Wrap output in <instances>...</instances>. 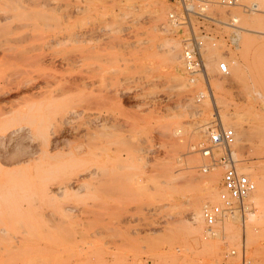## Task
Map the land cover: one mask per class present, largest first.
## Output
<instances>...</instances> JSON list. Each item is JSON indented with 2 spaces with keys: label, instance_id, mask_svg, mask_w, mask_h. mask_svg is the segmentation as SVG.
I'll return each mask as SVG.
<instances>
[{
  "label": "rangeland",
  "instance_id": "obj_1",
  "mask_svg": "<svg viewBox=\"0 0 264 264\" xmlns=\"http://www.w3.org/2000/svg\"><path fill=\"white\" fill-rule=\"evenodd\" d=\"M240 2L229 73L196 100L167 0H0V264H208L240 243L264 264V0ZM216 113L261 177L249 242L240 218L204 238L196 217Z\"/></svg>",
  "mask_w": 264,
  "mask_h": 264
},
{
  "label": "built area",
  "instance_id": "obj_2",
  "mask_svg": "<svg viewBox=\"0 0 264 264\" xmlns=\"http://www.w3.org/2000/svg\"><path fill=\"white\" fill-rule=\"evenodd\" d=\"M166 23L179 37L180 64L186 84L199 100L204 93H212L210 79L229 73L226 47L237 44L238 17L231 7L241 5L244 11L255 8V3L242 4L240 0H167ZM219 8V9H218ZM225 45L223 49L220 46ZM203 137L192 147L204 158L198 169L206 172L219 170L216 200L201 206L202 237L222 232L226 218L243 219L251 210L249 195L254 180L240 163L244 158L235 156L234 129L225 124L218 113L204 125ZM180 251L178 246L174 247ZM177 264H187L185 261ZM208 264H254L245 252L243 243L226 245L220 257Z\"/></svg>",
  "mask_w": 264,
  "mask_h": 264
},
{
  "label": "bare ground",
  "instance_id": "obj_3",
  "mask_svg": "<svg viewBox=\"0 0 264 264\" xmlns=\"http://www.w3.org/2000/svg\"><path fill=\"white\" fill-rule=\"evenodd\" d=\"M155 9V8H154ZM157 10V9H156ZM155 10V11H156ZM159 10H160V8H159ZM153 13V12H152ZM156 13H159V12H156ZM156 13H154V15L156 14ZM160 15V14H159ZM157 18H160L161 16H158V15H155ZM152 18V17H151ZM155 18V17H154ZM158 19H156L155 21H157ZM159 21H161V20H159ZM158 21V22H159ZM157 23V22H156ZM160 23H162V22H160ZM164 27V26H163ZM255 31V30H254ZM257 32H259V33H261V34H264V31H257ZM171 41V40H170ZM175 41V40H174ZM169 43V42H168ZM168 43H167V45H168ZM179 43H170L167 47H165L166 48V51H167V53H166V51H165V53L166 54H168V56H167V58L169 57V58H172V60L173 59H177L178 57V51H179V45H178ZM166 46V45H165ZM169 58H168V60H169ZM171 62V61H170ZM177 62V61H176ZM173 65V64H172ZM170 66V65H169ZM211 85H212V83H211ZM225 114V113H224ZM227 114V113H226ZM228 116V118H232V116H230V115H227ZM233 117H234V115H233ZM221 118H223V117H221ZM234 119V118H233ZM222 120V119H221ZM230 121V120H229ZM226 122H228V121H226ZM229 124V123H228ZM204 129V126L203 125H198L197 127H196V132H198V131H201V132H203L202 130ZM199 134H200V132H198ZM198 133H196L197 134V136H199V134ZM239 137V136H238ZM242 140V139H241ZM99 154V153H98ZM248 168L245 170L247 173H248V175H249V177L250 178H252L253 180H254V189H253V191L250 193V195H249V199L251 200V201H253L254 202V198L260 193V190H261V186H262V184H260L261 182V177H260V175L259 174H257V173H255V172H253V171H251V169H249L248 171ZM219 171L217 170V171H214V172H210V173H208V175H206V177H207V179H206V195H207V197L206 198H208L209 200H216V186H215V182H216V180L218 179V175H219V173H218ZM8 173V172H7ZM1 174H3V172H1ZM10 178V177H9ZM10 179H8L7 178V175H5V177H0V192H2V191H5V190H7L8 189V182H10L9 181ZM11 185V184H10ZM14 186V185H13ZM13 186H11V187H9L10 189L13 187ZM16 187H17V185H16ZM19 187H21V186H19ZM24 188H26V187H24ZM23 188V186H22V188H20V189H24ZM19 188L17 187V190H18ZM25 190V189H24ZM44 190V189H43ZM42 190V191H43ZM45 190H46V188H45ZM44 190V191H45ZM11 191V190H10ZM14 191V190H13ZM6 192V191H5ZM41 192V191H40ZM7 193H9L8 191L6 192V193H4V194H6V196H8L7 195ZM6 198V197H5ZM6 200V199H5ZM7 200H8V198H7ZM256 204V203H255ZM258 206V205H257ZM256 206V207H257ZM255 207V208H256ZM254 208V209H255ZM197 211H196V214H197V216L196 217H199L200 215H201V208H199V206L197 207ZM259 209V208H258ZM195 212V211H194ZM253 212V211H252ZM251 212V210L249 211V213H248V216H246V214H245V216H244V218L241 220V222H242V228H244V231L246 232V230H247V234H248V237H246L245 235H244V240H245V242L246 241H250L251 239H250V237L252 236V235H250L249 236V234H250V232H251V230L253 229L252 228V225H250V221H252V220H255V219H257L256 218V215L254 216L253 214L254 213H252ZM195 216V215H194ZM196 217H195V219H196ZM261 217V216H260ZM194 218V217H193ZM201 218V217H200ZM234 218V217H233ZM261 220V219H260ZM256 222H257V220H256ZM196 223H198L197 222V220H196ZM257 224V223H256ZM253 234V233H252Z\"/></svg>",
  "mask_w": 264,
  "mask_h": 264
}]
</instances>
